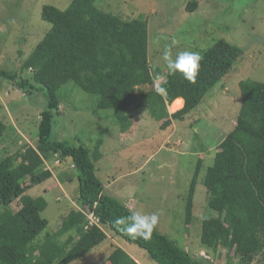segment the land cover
<instances>
[{
	"label": "trees",
	"instance_id": "trees-1",
	"mask_svg": "<svg viewBox=\"0 0 264 264\" xmlns=\"http://www.w3.org/2000/svg\"><path fill=\"white\" fill-rule=\"evenodd\" d=\"M95 1L72 0L63 10L43 5L40 16L50 28L18 71L0 68V80L13 83L28 96L42 93L46 101L35 146L0 159V264H69L106 239L101 226L146 250L156 264H210L176 245L156 227L149 240L131 239L118 229L114 220L133 212L107 195L96 175L95 163L102 158L101 142L91 151L83 143L71 145L51 137L60 104L57 92L72 81L84 92L97 96V109H111L121 133L131 126L127 110L138 96L139 105L164 130L173 120L182 121L200 103L232 68L243 49L224 39L215 41L199 53L200 70L196 82L190 83L180 74L168 75L167 68L163 74L160 66L150 63L146 20L122 19L99 9ZM162 75L165 92L140 88L154 85ZM239 88L240 109L235 125L219 143L213 164L203 178L207 204L218 216L202 218L200 245L216 255L221 250L234 252L248 264L258 255L264 262V83L242 80ZM176 98H182L183 106L169 113L167 105ZM178 107L170 105L171 110ZM5 128L0 121V137ZM53 157L71 160L82 208L69 210L57 230L46 232L36 242L48 225L40 215L47 202L41 196L26 194L31 186H25V182L39 184L50 178L51 172L43 165ZM200 165L198 160L188 189L186 224L192 219ZM15 199L20 207L13 211L9 206ZM87 213L93 214L96 224H87ZM70 232L73 234L61 240ZM99 264L139 263L115 246Z\"/></svg>",
	"mask_w": 264,
	"mask_h": 264
},
{
	"label": "rangeland",
	"instance_id": "rangeland-1",
	"mask_svg": "<svg viewBox=\"0 0 264 264\" xmlns=\"http://www.w3.org/2000/svg\"><path fill=\"white\" fill-rule=\"evenodd\" d=\"M71 1L0 0V68L18 71L50 28V23L40 16L43 5L63 10ZM95 5L122 19L146 20L148 59L152 65L160 66L163 74L165 48L171 49L173 58L183 51L200 53L219 39L243 49L232 68L200 103L182 121L173 120V125L164 130L139 105L138 96L127 110L131 126L121 134L113 111L97 109V96L84 92L72 81L57 92L60 104L51 137L71 145L83 143L91 151L100 141L102 158L95 165L104 192L128 205L135 204L133 212L157 214V230L194 254L202 249V218L218 216L207 204L203 178L207 167L213 164L219 141L235 125L240 109L239 82L264 83V0H96ZM164 83L162 75L154 85L140 88L159 91ZM45 104L42 93L28 96L13 83L0 80V121L6 126L0 137V159L26 146H35L40 112ZM198 160L201 165L192 219L186 224V198ZM43 169L51 172L50 178L39 184L25 182V186H31L26 194L41 196L47 202L40 215L47 219L48 225L35 238L36 242L46 232L57 230L69 210L82 208L71 160L53 157L44 162ZM9 207L18 210V199ZM101 228L106 239L69 264H99L118 244L142 264H156L143 248L116 237L106 226ZM69 234L73 232L63 235L61 240ZM207 252L217 264H245L234 252L221 250L219 255ZM248 264L264 262L258 255Z\"/></svg>",
	"mask_w": 264,
	"mask_h": 264
},
{
	"label": "clouds",
	"instance_id": "clouds-1",
	"mask_svg": "<svg viewBox=\"0 0 264 264\" xmlns=\"http://www.w3.org/2000/svg\"><path fill=\"white\" fill-rule=\"evenodd\" d=\"M176 42L173 41V44ZM163 60L165 61L167 73L170 76L180 74L184 79L190 83L196 82V77L200 70V62L202 56L197 52L183 51L179 52L173 58L170 48H165L163 53ZM160 92H165L166 89L161 87ZM158 215L153 213L151 215L133 212L128 216L118 217L114 220V224L118 229L131 239H151L153 230L158 223Z\"/></svg>",
	"mask_w": 264,
	"mask_h": 264
},
{
	"label": "crops",
	"instance_id": "crops-1",
	"mask_svg": "<svg viewBox=\"0 0 264 264\" xmlns=\"http://www.w3.org/2000/svg\"><path fill=\"white\" fill-rule=\"evenodd\" d=\"M174 100H175V101H174L173 103L171 102L172 104L170 103V104L167 105V111H168L169 113H173V112L177 111L178 109H180V108L183 106V100H182V98H176V99H174ZM179 101H181V104L179 103ZM179 104H180V106H179ZM170 105H171V107H178V106H179V107H178L177 109H175V110H171V109H170ZM171 125H173V121H172ZM168 131H169V128H168ZM121 134H122V133H121ZM127 134H129V132H128ZM225 135H226V134H225ZM225 135H224V136H225ZM224 136H223V137H224ZM223 137L221 138V140L223 139ZM221 140L219 141V143L221 142ZM219 143H218V144H219ZM217 150H218V148H217ZM100 151H101V150H100ZM101 153H102V152H101ZM100 160H101V159H100ZM100 160H99V161H100ZM124 204L126 205L127 208H129V209L133 212L135 204L132 203V205H128L127 202H125ZM118 246L121 247V248L123 247L122 245L120 246L119 244H118ZM187 248H188L187 246L184 247V249H187ZM130 256H131L135 261H137L138 263L142 264V263L140 262V259L136 258L134 255H133V256L130 255Z\"/></svg>",
	"mask_w": 264,
	"mask_h": 264
},
{
	"label": "built area",
	"instance_id": "built-area-1",
	"mask_svg": "<svg viewBox=\"0 0 264 264\" xmlns=\"http://www.w3.org/2000/svg\"><path fill=\"white\" fill-rule=\"evenodd\" d=\"M88 218H89V225H92V224H96L97 223V219L93 216L92 213H88L87 214ZM195 257H198V258H202L206 261H208L210 264H217L213 258L211 257V255L208 254V252L204 249H200L199 251L195 252L194 254H191Z\"/></svg>",
	"mask_w": 264,
	"mask_h": 264
}]
</instances>
